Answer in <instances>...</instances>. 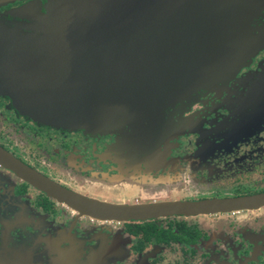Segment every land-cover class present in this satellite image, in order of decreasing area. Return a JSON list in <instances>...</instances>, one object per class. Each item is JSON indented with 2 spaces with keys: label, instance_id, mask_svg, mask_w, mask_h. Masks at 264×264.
<instances>
[{
  "label": "water",
  "instance_id": "1",
  "mask_svg": "<svg viewBox=\"0 0 264 264\" xmlns=\"http://www.w3.org/2000/svg\"><path fill=\"white\" fill-rule=\"evenodd\" d=\"M37 6L15 10L20 21L0 29V89L31 117L71 129L130 124L154 105L228 79L264 46V29L252 26L264 0H46ZM0 160L51 196L104 218L148 220L264 205V193L134 206L93 203L2 150Z\"/></svg>",
  "mask_w": 264,
  "mask_h": 264
},
{
  "label": "flooded vegetation",
  "instance_id": "2",
  "mask_svg": "<svg viewBox=\"0 0 264 264\" xmlns=\"http://www.w3.org/2000/svg\"><path fill=\"white\" fill-rule=\"evenodd\" d=\"M45 1L0 0V29L20 21L15 10L29 4L38 9L37 4ZM214 95L202 96V105L191 111L197 123L210 125L216 109L220 113ZM18 104L0 89V150L77 198L114 206L140 205L135 200L137 186L129 177L107 178L97 171L99 156L92 150L106 146L103 140L109 141L118 127L71 129L46 124ZM224 107L227 112L221 114H230L231 124L243 123L242 132L228 136L223 144H227V165L215 173L195 172L194 181L208 185L199 189L198 199L165 202L264 193V47L228 80ZM224 184L227 192L220 189ZM157 203L164 202L143 205ZM208 216L220 219L211 222ZM84 218L90 223H83ZM97 219L118 222L122 234L105 231L100 223H93ZM153 247L161 252L144 260V252ZM0 264H264V205L148 220L104 218L80 209L74 200L51 196L0 160Z\"/></svg>",
  "mask_w": 264,
  "mask_h": 264
},
{
  "label": "rangeland",
  "instance_id": "3",
  "mask_svg": "<svg viewBox=\"0 0 264 264\" xmlns=\"http://www.w3.org/2000/svg\"><path fill=\"white\" fill-rule=\"evenodd\" d=\"M252 26L254 29L264 27V12L254 20ZM255 34L258 35V32L255 31ZM252 58L246 61L242 68L246 67ZM238 72L230 75L228 79L219 80L214 87L199 88L195 95H180L164 104L162 102L160 106L154 105L149 114L142 115L130 124H121L116 131L111 132L109 141L103 140L106 146L101 144L99 148L95 147L96 151L93 148L92 151L99 156L97 171L107 178L119 177L123 180L129 177L137 186L135 200L140 205L181 198L198 199L197 195L202 192L199 189L208 185L197 184L194 181L195 172L208 170L215 173L224 168L227 165V144L225 147L223 144L227 143L228 136L232 138V134L238 135L242 132V122L238 126L231 124L230 114H221V111L227 112L224 107L227 104V82ZM208 93H214L218 98L220 113L216 109L215 121L210 125H203L197 123L191 111L195 105H202L201 98ZM243 116L245 117V113ZM224 185L220 186V189L227 192L229 187ZM60 210L69 213L61 206ZM241 216L243 217V214L239 217ZM207 219L218 222L220 218L208 216ZM82 221L90 223L88 218ZM93 223H100L99 227L102 225L105 231L113 234L117 232V236L122 234L120 232L123 227L118 222L97 219ZM94 231L96 232L92 230ZM125 239L126 243H130L128 238ZM159 252L160 247L148 248L142 258L145 260L151 256L155 257Z\"/></svg>",
  "mask_w": 264,
  "mask_h": 264
},
{
  "label": "bare ground",
  "instance_id": "4",
  "mask_svg": "<svg viewBox=\"0 0 264 264\" xmlns=\"http://www.w3.org/2000/svg\"><path fill=\"white\" fill-rule=\"evenodd\" d=\"M34 7H31L30 10L28 11L30 15H33L34 14Z\"/></svg>",
  "mask_w": 264,
  "mask_h": 264
},
{
  "label": "crops",
  "instance_id": "5",
  "mask_svg": "<svg viewBox=\"0 0 264 264\" xmlns=\"http://www.w3.org/2000/svg\"><path fill=\"white\" fill-rule=\"evenodd\" d=\"M84 128H92V127L88 126V127H84ZM93 129H95V128H93Z\"/></svg>",
  "mask_w": 264,
  "mask_h": 264
}]
</instances>
